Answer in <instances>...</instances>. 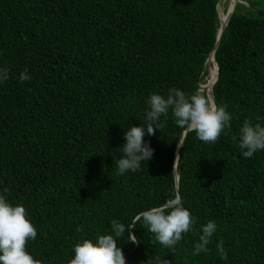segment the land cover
Segmentation results:
<instances>
[{
    "label": "trees",
    "instance_id": "trees-1",
    "mask_svg": "<svg viewBox=\"0 0 264 264\" xmlns=\"http://www.w3.org/2000/svg\"><path fill=\"white\" fill-rule=\"evenodd\" d=\"M218 1L0 0V194L36 227L34 259L68 264L75 244L113 234L117 220L138 239L118 238L126 264H264V150L245 158L238 146L245 119L264 126V1L237 3L216 40ZM211 51L213 101L230 126L205 143L169 110L154 135L145 128L152 158L117 175L150 95H205ZM176 197L195 224L168 249L136 217ZM210 220L209 251L194 256Z\"/></svg>",
    "mask_w": 264,
    "mask_h": 264
},
{
    "label": "clouds",
    "instance_id": "clouds-1",
    "mask_svg": "<svg viewBox=\"0 0 264 264\" xmlns=\"http://www.w3.org/2000/svg\"><path fill=\"white\" fill-rule=\"evenodd\" d=\"M9 79V71L0 69V83ZM31 77L27 69L20 73L19 82L29 81ZM150 110L146 115V125L130 126L124 134L125 143L122 145V156L116 161L117 175L128 171L141 170V163L150 160L154 150L145 143V128L148 135H154L160 129L158 121L163 115L167 117L169 110L178 127L195 132L197 138L205 143H216L227 126H230L231 116L226 106H216L199 91L186 95L180 89L171 88L167 97L153 93L147 100ZM239 148L245 158H251L254 153L264 150V126L259 123L253 125L245 119L239 129ZM9 191L4 189V193ZM143 221L148 230L155 234L161 245L174 249L182 240L183 234L193 230L195 220L190 211L182 206L179 198L168 203L153 207L139 213L136 221ZM128 227L117 220L111 222L113 234L98 235L96 240L83 239L74 245V255L68 264H126L123 251L117 245L118 238L129 232L128 240L137 243L138 239ZM217 225L208 221L202 226L199 242L194 246L193 255L209 251L208 245L216 232ZM77 231H82L77 227ZM37 237V229L28 217L26 208L12 205L6 196L0 194V264H42L34 259L26 244ZM217 252L221 259H227L223 242L217 244ZM159 264H170L168 260H160Z\"/></svg>",
    "mask_w": 264,
    "mask_h": 264
},
{
    "label": "rangeland",
    "instance_id": "rangeland-1",
    "mask_svg": "<svg viewBox=\"0 0 264 264\" xmlns=\"http://www.w3.org/2000/svg\"><path fill=\"white\" fill-rule=\"evenodd\" d=\"M264 1V0H263ZM241 3L244 4V2L241 0ZM230 5V2L228 3L227 0H219L218 3H217V6H216V9H217V13H218V17L224 13V11L228 9V6ZM220 21V19H219ZM215 71H216V68H215V64L210 61L209 62V65L207 67V77L205 79V81L203 83L200 84V87L202 88V90L204 91L205 93V96H206V91L208 90V88L210 87L209 83H210V78H209V74L211 73L212 75V79L214 80L215 78ZM213 82V81H212ZM207 97V96H206ZM208 99V97H207ZM209 100V99H208Z\"/></svg>",
    "mask_w": 264,
    "mask_h": 264
},
{
    "label": "water",
    "instance_id": "water-1",
    "mask_svg": "<svg viewBox=\"0 0 264 264\" xmlns=\"http://www.w3.org/2000/svg\"><path fill=\"white\" fill-rule=\"evenodd\" d=\"M241 2V0H236V1H234V3H233V5H232V8H231V10L229 11V13H228V15H227V18L224 20V22L223 23H221L220 25H219V28H218V30H217V34H216V40L218 39V37H219V35H220V33L222 32V30H223V28H224V26H225V24H226V22H227V20H228V18H229V16H230V14L232 13V11H233V9H234V7H235V5L237 4V3H240ZM214 48V47H213ZM212 54V51L208 54V56H207V58H206V66L208 67V65H209V62H210V55ZM215 68H216V65H215ZM215 73H216V71H215ZM215 79V78H214ZM214 81V80H213ZM213 83V82H212ZM212 83H211V85H212ZM211 85H210V87H209V89H210V93H208V90L206 91V96L208 97V99H209V101H210V103H214V101H213V96H212V91H211ZM210 94V95H209ZM183 133H184V131H183ZM182 139V138H181ZM181 139H180V141H179V143H178V146L180 145V142H181ZM176 179H177V177H176V174H175V181H176ZM177 198V197H176ZM175 198V199H176ZM174 199V200H175ZM168 203V202H167ZM166 204V203H165Z\"/></svg>",
    "mask_w": 264,
    "mask_h": 264
},
{
    "label": "bare ground",
    "instance_id": "bare-ground-1",
    "mask_svg": "<svg viewBox=\"0 0 264 264\" xmlns=\"http://www.w3.org/2000/svg\"><path fill=\"white\" fill-rule=\"evenodd\" d=\"M234 1H236V0H227L228 3L229 2H232V3L228 6V9L226 11V15H228L229 11L231 10ZM218 18L220 19V24L223 23V20L221 19V15ZM226 18H227V16H226ZM210 61H212V54L210 55ZM212 81H213V79H212V75H211L209 85H211ZM208 93H210V89L209 88H208Z\"/></svg>",
    "mask_w": 264,
    "mask_h": 264
}]
</instances>
